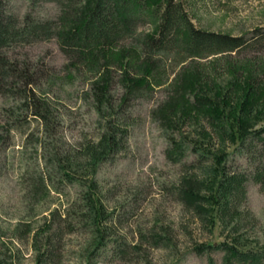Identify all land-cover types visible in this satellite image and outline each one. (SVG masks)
<instances>
[{"label": "rangeland", "instance_id": "1", "mask_svg": "<svg viewBox=\"0 0 264 264\" xmlns=\"http://www.w3.org/2000/svg\"><path fill=\"white\" fill-rule=\"evenodd\" d=\"M180 2L195 28L240 37L241 44L200 57L176 37L162 49L145 46L140 57L151 64L148 82L121 105V149L98 167L81 161L83 146L97 141L103 126L88 89L90 68L66 56L55 38L1 50L37 79L39 96L35 104L21 99L20 84L10 79L0 92V240L15 264H209L210 258L220 264L223 252L203 246L264 248V185L252 179L256 166L264 169V148L253 139L250 152L246 144L237 149L238 140L222 131L231 123L229 108L250 85L259 91L249 128L264 125V0ZM3 3L16 23L26 13L58 12L52 0ZM152 30L144 19L120 44L130 47ZM198 149L224 153L227 170L244 179L231 220L215 218L205 202L199 215L180 197L181 188L205 197L212 187L205 178L212 161L199 159ZM57 151L71 158L70 177L55 160ZM92 182L104 208L100 240L81 215ZM40 228L51 234L35 240ZM45 236L53 238L50 257H40Z\"/></svg>", "mask_w": 264, "mask_h": 264}, {"label": "trees", "instance_id": "2", "mask_svg": "<svg viewBox=\"0 0 264 264\" xmlns=\"http://www.w3.org/2000/svg\"><path fill=\"white\" fill-rule=\"evenodd\" d=\"M52 1L57 6L56 16L40 17L26 13L22 21L16 23L6 14L3 0H0V52L13 44L55 38L60 50L66 56H71L78 65L90 68L88 89L103 126L98 140L83 146L81 161L89 168L98 167L110 154H115L121 149V140L126 132L118 121L119 109L132 94L145 86L151 74V64L145 57H140V54L144 53L145 46L162 49L176 37L182 41L183 47L190 56L200 57L203 52L215 54L230 51L238 47L242 41L240 37L195 28L180 0ZM144 19H150L153 30L145 34L143 41L135 42L130 47H126V43L120 44L135 35L137 27ZM8 79L20 84L21 99L34 104L38 102L39 96L35 89L37 79L26 69L20 68L16 60L0 53V92L6 90L4 81L7 82ZM188 82L194 81L189 78ZM258 91L252 85L247 88L241 102L229 108L231 123L225 121L227 129L222 128L231 142L238 140L237 149H245L240 147L246 144L248 152L253 147L251 146L253 139L255 141L258 139L260 146L264 148L262 138L264 125L255 131L249 128L252 103ZM211 103L209 105L211 109L218 113L221 110L224 114V109ZM35 114L42 118L45 116L42 112L36 111ZM224 119L227 120L226 114ZM54 155L55 160L63 168L64 175L70 177L69 155L62 157L58 151ZM196 155L203 161L211 159L212 164L207 167L210 171L205 170V178L211 180L212 187L205 197L194 193L191 189L181 188L180 197L192 203V207L199 215L201 209H204L200 204L205 202L207 205H212L211 212L215 218L220 216L231 220L234 218L232 214L236 210L235 204L243 194V177L227 170L225 162L228 156L224 153L210 154L198 149ZM252 179L263 186L264 169L256 166ZM94 185L93 182L88 183L84 191L86 212H82L81 215L84 219L88 217L91 220L93 230L100 240L104 231L102 228L104 208ZM48 231L44 228L37 229L33 232V237L37 240L39 237H44L45 233L50 235L51 232ZM52 239L45 236L43 248L39 249L40 257L52 255ZM203 247L223 252L220 264H264V248L255 251L225 242ZM6 248L9 249V246L7 247V244L0 240V264H15L8 256ZM209 264H215L213 259H209Z\"/></svg>", "mask_w": 264, "mask_h": 264}]
</instances>
